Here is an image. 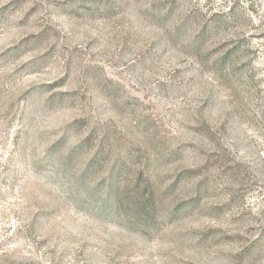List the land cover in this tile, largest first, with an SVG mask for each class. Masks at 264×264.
I'll return each instance as SVG.
<instances>
[{"label":"rangeland","instance_id":"1","mask_svg":"<svg viewBox=\"0 0 264 264\" xmlns=\"http://www.w3.org/2000/svg\"><path fill=\"white\" fill-rule=\"evenodd\" d=\"M0 264H264V0H0Z\"/></svg>","mask_w":264,"mask_h":264}]
</instances>
